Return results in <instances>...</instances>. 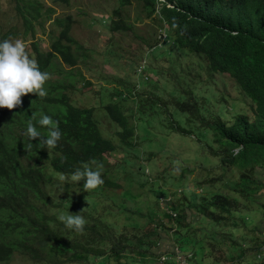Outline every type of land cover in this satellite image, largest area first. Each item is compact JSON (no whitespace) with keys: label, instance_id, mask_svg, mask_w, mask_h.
<instances>
[{"label":"rangeland","instance_id":"374dc122","mask_svg":"<svg viewBox=\"0 0 264 264\" xmlns=\"http://www.w3.org/2000/svg\"><path fill=\"white\" fill-rule=\"evenodd\" d=\"M40 1L53 12L49 18L32 20V28L26 30L12 1L0 0V35L7 34L13 42L23 40L29 58L35 59V50H49L58 35L55 17H71L76 65L54 57L51 68L44 71L50 75L44 88L48 97L64 93L76 106L93 107L102 135L116 145L101 164L106 176L118 183L86 192L71 181V175L61 180L63 175L57 174L59 184L51 195L55 204L62 203L59 209L46 211L59 217L74 211L87 214L96 207L115 235L124 232L127 242L117 259L107 252L61 264H158L154 247L158 239L161 246L172 241L191 251L190 264H264V163L240 183V169L223 165L214 155L219 146L206 125L216 116L227 124L239 114L252 119L253 104L234 79L210 70L201 53L177 49L169 37L164 39L158 4L148 14L140 0H133L121 13L130 29L111 30L118 0ZM55 83L66 88H52ZM47 96L39 100L44 103ZM108 102L119 103L129 119L133 132L128 145L114 134L116 125L103 107ZM213 193L234 200L225 216L199 209L198 204ZM65 200V206L78 208L64 209ZM169 206L177 211L174 219L166 210ZM7 264L36 263L15 255Z\"/></svg>","mask_w":264,"mask_h":264},{"label":"trees","instance_id":"16d2710c","mask_svg":"<svg viewBox=\"0 0 264 264\" xmlns=\"http://www.w3.org/2000/svg\"><path fill=\"white\" fill-rule=\"evenodd\" d=\"M11 1L26 30L32 28V20L42 16L49 18L53 12L52 7L40 0ZM54 1L69 3V0ZM132 1L118 0L112 12L111 30L130 29L129 21L121 13ZM140 1L148 14L156 10L157 0ZM159 6L158 18L167 31L164 39L169 37L177 49L201 53L210 70L228 73L250 98L252 119L239 114L230 124L217 116L206 123L213 132V141L219 146L214 155L220 157L223 165L239 168L240 183L247 182L254 168L264 163V0H166ZM53 21L60 29L50 49L35 50L34 60L41 72L51 68V61L57 55L69 66L76 65L72 46L76 43L69 35L71 17H55ZM31 36L33 38V32ZM7 37L5 33L0 35V42ZM60 86L66 88L57 83L52 88ZM116 95L120 97L119 93ZM21 100L22 105L15 109L0 108V264H7L15 255L36 264L80 262L90 255L104 256L107 252L119 258L127 247L124 232L115 235L107 218L96 213V207L87 214L81 211L72 214L79 213L85 218L83 232L68 229L58 216L46 211L47 207L59 209L62 203L55 204L51 195L59 184L55 175L69 176L93 160L96 164L90 166L96 170L97 164L116 147L110 138L102 135L93 107L76 106L64 93L57 98L47 96L44 103L36 94H28ZM179 106L190 109L189 105ZM103 107L116 125L114 134L120 143L128 145L127 138L133 129L119 103L108 102ZM189 113L193 116L192 110ZM33 114L32 122L44 137L48 129L38 124L41 115L59 121L62 136L57 147L38 148L39 139L29 140L24 135ZM29 143L32 144L30 149ZM47 166L50 171H46ZM106 172L107 169H102L104 183L99 188L118 187ZM83 183L77 182L78 186ZM241 191L249 195V190L242 188ZM66 202L68 200L64 201L63 208L72 209L65 206ZM233 204L230 195L213 193L198 207L225 216ZM152 234L153 230H149V235Z\"/></svg>","mask_w":264,"mask_h":264},{"label":"clouds","instance_id":"9594fccd","mask_svg":"<svg viewBox=\"0 0 264 264\" xmlns=\"http://www.w3.org/2000/svg\"><path fill=\"white\" fill-rule=\"evenodd\" d=\"M49 78L50 75L47 72H41L37 62L29 58L23 40L0 42V108L9 110L17 108L22 105L21 97L28 94H36L41 98L46 97L47 92L44 85ZM34 119L33 114L27 123L24 135L29 140L39 139L38 148L57 147L62 136L59 121L53 120L48 115H41L38 124L48 129L47 136L44 137L33 124ZM27 147L30 149L32 144L29 143ZM90 164H96V161L84 164L82 169H77L70 177L73 182L84 181L83 188L86 192L95 190L104 183L101 174L103 165L97 164L96 170H93ZM145 171L150 172L151 170L146 168ZM60 179L64 180L65 177L61 176ZM58 219L65 224V227L77 232H83L86 224L85 218L79 214L60 215Z\"/></svg>","mask_w":264,"mask_h":264},{"label":"built area","instance_id":"2783aa9c","mask_svg":"<svg viewBox=\"0 0 264 264\" xmlns=\"http://www.w3.org/2000/svg\"><path fill=\"white\" fill-rule=\"evenodd\" d=\"M157 1L158 5H160L162 2H166V0ZM166 210L171 218H176L177 211H175V209L169 206V208L167 207ZM161 240L162 239H158L154 243V247H158V252L156 255V261L158 264H190V260L193 257V253L191 251L184 250L178 244L172 241H168L167 245L161 246L159 243Z\"/></svg>","mask_w":264,"mask_h":264}]
</instances>
